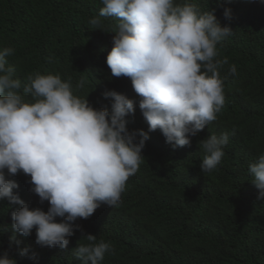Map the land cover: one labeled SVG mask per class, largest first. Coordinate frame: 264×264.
<instances>
[{"label": "trees", "instance_id": "16d2710c", "mask_svg": "<svg viewBox=\"0 0 264 264\" xmlns=\"http://www.w3.org/2000/svg\"><path fill=\"white\" fill-rule=\"evenodd\" d=\"M189 2L202 12L213 11L221 26L232 29L217 46L220 58L228 59L220 71L227 79L217 120L176 149L159 130L149 133L142 163L127 180L119 207L101 205L89 218H78L80 230L64 249L40 247L33 229L27 237L16 236L19 247L30 246L29 256L35 252L36 258L19 255L9 237L11 213L20 205L0 200V254L7 252L17 264H82L74 248L88 243L82 235L90 233L113 246L114 254H106L102 264H264V200L256 199L258 189L248 173L249 163L264 153V0ZM101 7L102 0H0V49H14L6 66L22 82L37 72L71 78L73 85L83 77L85 86L75 94L87 96L96 108L110 110L111 98L102 95L106 90L138 101L130 79L112 76L105 62L119 21L100 17L102 30L89 24ZM225 7L230 19L223 15ZM231 65L235 76L228 74ZM126 119L130 130H147L138 104ZM224 132L229 133L225 155L215 170L201 173L205 154L198 141ZM11 179L18 184L13 191L30 208L47 211V201L30 191L28 176Z\"/></svg>", "mask_w": 264, "mask_h": 264}, {"label": "clouds", "instance_id": "9594fccd", "mask_svg": "<svg viewBox=\"0 0 264 264\" xmlns=\"http://www.w3.org/2000/svg\"><path fill=\"white\" fill-rule=\"evenodd\" d=\"M102 4L89 24L102 30L100 17L119 21L105 62L112 76L130 79L138 101L106 90L102 95L111 98L110 110L93 107L87 96L75 94L85 86L83 77L73 85L71 78L37 72L22 82L6 66L14 49H0V200L20 205L11 213L9 240L21 256H29L31 249L19 247L17 233L27 237L35 229L37 245L64 249L80 230L74 223L78 218H89L101 205L119 207L127 180L142 163L149 133L159 130L172 149L187 146L224 107L227 76L220 71L228 59L220 58L217 46L232 29L221 26L213 11L202 12L189 0ZM223 15L230 19V9L225 7ZM236 71L231 65L228 74ZM137 104L147 130L127 127L126 117ZM228 142L227 132L198 141L205 154L201 173L217 168ZM19 173L29 177L39 201H47V211L30 208L13 191L18 184L11 177ZM248 173L258 189L256 199L264 200V153L249 163ZM82 236L88 243L74 248L82 264H102L106 254H114L111 242L97 241L90 233ZM29 258L34 260L36 253ZM0 264L17 262L5 252Z\"/></svg>", "mask_w": 264, "mask_h": 264}]
</instances>
